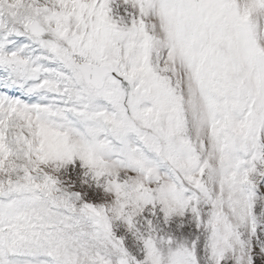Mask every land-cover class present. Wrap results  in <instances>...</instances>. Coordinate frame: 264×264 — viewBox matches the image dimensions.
Returning a JSON list of instances; mask_svg holds the SVG:
<instances>
[{"label": "snow or ice", "instance_id": "1", "mask_svg": "<svg viewBox=\"0 0 264 264\" xmlns=\"http://www.w3.org/2000/svg\"><path fill=\"white\" fill-rule=\"evenodd\" d=\"M0 264H264V0H0Z\"/></svg>", "mask_w": 264, "mask_h": 264}]
</instances>
